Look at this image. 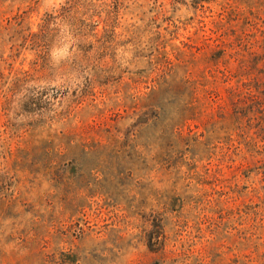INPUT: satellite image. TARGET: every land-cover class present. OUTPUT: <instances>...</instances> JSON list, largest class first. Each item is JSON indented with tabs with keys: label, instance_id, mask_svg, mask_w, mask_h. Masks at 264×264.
<instances>
[{
	"label": "rangeland",
	"instance_id": "obj_1",
	"mask_svg": "<svg viewBox=\"0 0 264 264\" xmlns=\"http://www.w3.org/2000/svg\"><path fill=\"white\" fill-rule=\"evenodd\" d=\"M0 264H264V0H0Z\"/></svg>",
	"mask_w": 264,
	"mask_h": 264
},
{
	"label": "trees",
	"instance_id": "obj_2",
	"mask_svg": "<svg viewBox=\"0 0 264 264\" xmlns=\"http://www.w3.org/2000/svg\"><path fill=\"white\" fill-rule=\"evenodd\" d=\"M150 248H151V246H150Z\"/></svg>",
	"mask_w": 264,
	"mask_h": 264
}]
</instances>
